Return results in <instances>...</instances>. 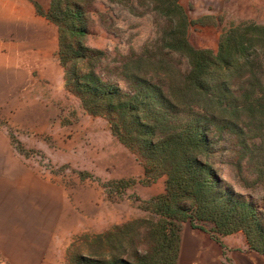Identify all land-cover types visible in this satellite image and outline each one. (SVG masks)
<instances>
[{
	"label": "trees",
	"instance_id": "obj_1",
	"mask_svg": "<svg viewBox=\"0 0 264 264\" xmlns=\"http://www.w3.org/2000/svg\"><path fill=\"white\" fill-rule=\"evenodd\" d=\"M96 1L35 6L58 28L67 92L88 115L107 120L145 178L166 177V191L146 203L148 218L85 236L89 254L68 256L69 264H178L184 223L217 242L241 232L264 256V207L226 186L210 160L223 137L239 140L245 125L264 123V26L239 24L222 36L217 53L201 51L189 43L191 21L179 0H107L132 13L137 3L159 18L150 47L111 61L87 45L94 15L104 17ZM257 175L264 181V163Z\"/></svg>",
	"mask_w": 264,
	"mask_h": 264
},
{
	"label": "rangeland",
	"instance_id": "obj_2",
	"mask_svg": "<svg viewBox=\"0 0 264 264\" xmlns=\"http://www.w3.org/2000/svg\"><path fill=\"white\" fill-rule=\"evenodd\" d=\"M39 1L35 5L41 8L50 3ZM179 4L191 21L189 43L201 51L217 53L222 36L239 24L264 26V0H179ZM135 6L137 13H132L124 5L97 0L95 7L104 17L94 15L87 45L106 51L111 61L150 47L159 37V18L145 6ZM180 68L186 69L184 62ZM60 74L56 84L42 81L40 88L27 89L24 95H3L0 126L8 131L10 157L21 161L22 181L30 182L29 189H20L21 208L28 198L35 213L56 220L57 229L70 235L68 259L89 254L85 236L148 218L146 203L165 193L166 177L145 178L137 156L112 135L106 119L88 115L80 100L67 92L61 67ZM243 128L245 136L239 140L223 137L210 160L226 186L264 207V181L257 177V168L264 163V123ZM244 143L249 150L242 148ZM220 241L231 256L225 264H264V256L249 248L241 232Z\"/></svg>",
	"mask_w": 264,
	"mask_h": 264
},
{
	"label": "crops",
	"instance_id": "obj_3",
	"mask_svg": "<svg viewBox=\"0 0 264 264\" xmlns=\"http://www.w3.org/2000/svg\"><path fill=\"white\" fill-rule=\"evenodd\" d=\"M39 2L0 0V102L3 95L40 88L42 81L56 84L61 76L58 28L37 12ZM48 7L46 2L42 8ZM7 132L0 126V264H69L70 235L57 229L56 220L35 213L28 198L21 208L20 189H29L30 182L22 181L21 161L10 157ZM226 259L231 256L221 241L190 223L182 225L178 264H225Z\"/></svg>",
	"mask_w": 264,
	"mask_h": 264
}]
</instances>
